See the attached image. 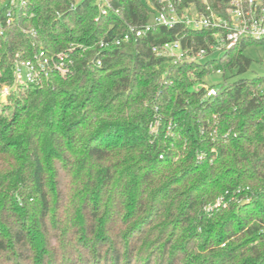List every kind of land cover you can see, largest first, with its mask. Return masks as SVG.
Listing matches in <instances>:
<instances>
[{
    "label": "trees",
    "instance_id": "1",
    "mask_svg": "<svg viewBox=\"0 0 264 264\" xmlns=\"http://www.w3.org/2000/svg\"><path fill=\"white\" fill-rule=\"evenodd\" d=\"M148 1L22 0L8 17L0 0V264H264V76L241 77L264 39L210 53L214 29L178 23L100 47L147 23ZM174 39L209 58L151 52ZM38 49L66 70L16 83Z\"/></svg>",
    "mask_w": 264,
    "mask_h": 264
},
{
    "label": "built area",
    "instance_id": "2",
    "mask_svg": "<svg viewBox=\"0 0 264 264\" xmlns=\"http://www.w3.org/2000/svg\"><path fill=\"white\" fill-rule=\"evenodd\" d=\"M5 1L8 6V17H10L12 9L22 3V0ZM96 3L101 12L105 13L108 0H105L103 5L99 2ZM148 5L151 9V17L147 23L139 27L130 26L121 37H116L110 41H100V47L120 46L131 39L136 40L146 36L156 26L173 28L178 23L192 30L214 29L212 34L218 44L210 46V53L228 49L242 38L264 39V7L258 0H228V18L216 14L207 0H202L201 9L192 2L183 6L182 0H156L154 4L148 1ZM6 23H9V19ZM151 52L155 56L168 57L173 65L190 62L199 63L208 54L205 49L195 51L191 47L182 46L179 39L152 45ZM57 58L54 60L52 56H48L43 50L38 49L30 59H16L13 66L15 82L18 84H38L48 78L52 70L65 71L66 63L64 60L66 57L58 54ZM215 72L220 73V70ZM7 92V86H3L0 90L1 96H5ZM217 92L218 88L206 86L204 98L214 97ZM218 204L219 202L215 206Z\"/></svg>",
    "mask_w": 264,
    "mask_h": 264
},
{
    "label": "rangeland",
    "instance_id": "3",
    "mask_svg": "<svg viewBox=\"0 0 264 264\" xmlns=\"http://www.w3.org/2000/svg\"><path fill=\"white\" fill-rule=\"evenodd\" d=\"M79 0H75V2H78ZM95 2H99L102 5L105 4V0H94ZM260 3L263 2V0H258ZM244 55L251 59V65L249 69L241 74V77L249 78L255 75L264 76V43L257 44L252 43L249 44L245 50ZM213 58H218V55H213ZM209 56L205 59H208ZM221 71L220 73L212 72L209 76H206L204 78L205 86L213 85L215 88H218V85L222 81L221 77ZM5 96H1L0 94V106L4 102Z\"/></svg>",
    "mask_w": 264,
    "mask_h": 264
}]
</instances>
